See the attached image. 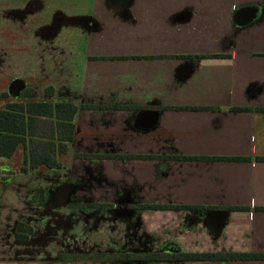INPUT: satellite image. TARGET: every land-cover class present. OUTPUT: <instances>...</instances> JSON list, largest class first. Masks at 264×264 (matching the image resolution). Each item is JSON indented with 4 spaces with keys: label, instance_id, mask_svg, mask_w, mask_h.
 <instances>
[{
    "label": "crops",
    "instance_id": "1",
    "mask_svg": "<svg viewBox=\"0 0 264 264\" xmlns=\"http://www.w3.org/2000/svg\"><path fill=\"white\" fill-rule=\"evenodd\" d=\"M0 37L17 91L53 86L41 100L78 106L61 166L1 185L38 262L54 248L78 264L162 246L264 253V0H0Z\"/></svg>",
    "mask_w": 264,
    "mask_h": 264
},
{
    "label": "trees",
    "instance_id": "2",
    "mask_svg": "<svg viewBox=\"0 0 264 264\" xmlns=\"http://www.w3.org/2000/svg\"><path fill=\"white\" fill-rule=\"evenodd\" d=\"M54 87L44 90V97L54 96ZM40 92L33 87H27L20 92L22 98H38ZM242 109V108H240ZM78 106L73 102L29 100L28 102H7L0 108V156L11 158L19 146L23 147V164L20 171L25 173L39 167H60L58 157L66 149L67 143L73 139L75 124L74 115ZM49 122L47 132L39 131L43 121ZM92 156V155H89ZM111 157V156H105ZM114 157V156H112ZM120 157V156H115ZM123 157V156H121ZM125 157V156H124ZM129 157V156H128ZM133 157V156H130ZM137 157V156H135ZM188 158V157H186ZM240 159V157H226ZM264 160V156L259 157ZM37 200L44 199V189L39 187L33 196ZM228 209H239V206H227ZM26 231V233H23ZM32 227L19 222L15 237L26 240ZM181 259H264V253H182Z\"/></svg>",
    "mask_w": 264,
    "mask_h": 264
},
{
    "label": "rangeland",
    "instance_id": "3",
    "mask_svg": "<svg viewBox=\"0 0 264 264\" xmlns=\"http://www.w3.org/2000/svg\"><path fill=\"white\" fill-rule=\"evenodd\" d=\"M51 3L48 4V8H54L50 5ZM47 12H49V10H47ZM38 19V18H37ZM1 39V37H0ZM1 41V40H0ZM52 41L49 42H45L46 45L50 44ZM14 66H13V58L8 56V57H3L0 56V108L4 107L7 102L10 101H15V102H28L29 100L26 98H22L20 96L15 97L14 94H12L9 91V87L11 86V82L13 80L14 75ZM28 76V75H27ZM40 79L42 81H44L43 77H40ZM35 85V86H34ZM28 87H33L39 90L40 92V96L39 98H37V100H41L43 99V95H44V84H41L39 86H37V84H28ZM35 99V98H32ZM36 100V99H35ZM49 130V122L47 121H43L41 123V127L39 129V131H41V134L44 132H47ZM18 150H16V154L15 157H11V158H2L0 157V249L5 246L6 251H4L3 256L4 261L3 264H43L42 262H38L37 259L40 257L38 256L36 253H32L31 249H33L34 245H30V246H25V245H20L17 244L15 242L14 236L12 235L11 237H9V232H11L12 229V234H13V228H14V223L12 225H10L7 223V215H11L14 217V221L16 220V217L22 216L24 215V210L22 209V205H19L18 202V198L16 197L14 199V201H16V205H15V209L14 210H9L6 207L7 205V200L10 199L11 196V189L7 190H3L1 188V185L3 183V181L5 180H12L14 178V175L17 174L19 176H21L18 173H23L20 171L23 159V147L19 146L17 148ZM83 157H87V155L83 156ZM20 165V168H19ZM19 168V169H18ZM58 168V167H57ZM30 170L27 171L26 175H28ZM29 176H26V178H28ZM36 180V179H35ZM38 180V179H37ZM34 182V178H32V180ZM39 186H42V184H40ZM43 187V186H42ZM35 195V194H34ZM32 195L29 199L30 202H34V201H38L36 198H34ZM10 201H12V198L10 199ZM10 211V212H8ZM56 221V219H54ZM34 222V221H33ZM35 223V222H34ZM16 225V224H15ZM57 230H55V232L53 233L54 236V243L51 244V246H53L52 248H54L55 241L58 239L57 236ZM55 244V245H54ZM53 251L55 252V248L53 249ZM52 251V260L47 258V264H78L76 263L77 261H75L76 259H63L61 261H59L58 259L55 258V253ZM11 254L8 256V254ZM86 254V253H85ZM89 255V254H86ZM75 256H79L81 257L82 254L81 253H77L75 254ZM94 255L91 254L88 257H93ZM85 257V256H84ZM10 259V260H9ZM19 259V260H17ZM16 260V261H15ZM15 261V262H13ZM50 261V262H49ZM70 261V262H68ZM75 262V263H73ZM178 264H184L179 262ZM186 264H194V263H187ZM198 264H202V262L198 263ZM207 264V263H206ZM216 264H227V263H216Z\"/></svg>",
    "mask_w": 264,
    "mask_h": 264
},
{
    "label": "flooded vegetation",
    "instance_id": "4",
    "mask_svg": "<svg viewBox=\"0 0 264 264\" xmlns=\"http://www.w3.org/2000/svg\"><path fill=\"white\" fill-rule=\"evenodd\" d=\"M15 86L16 85L12 83L11 86L9 87V91L12 94H14L15 97L20 96V92L23 89L27 88V87H24L22 90L17 91L15 89ZM15 92H18V93H15ZM39 187H41V186H39ZM39 187H38V189H39ZM60 191L61 190L59 189L58 191L53 192V194L51 196L53 200H55L56 198L59 197ZM119 208H120V206H119ZM19 222H17V224ZM21 222H23V221H21ZM17 224H16V227H15V230H14V233H13L14 239L18 240L20 242L21 241H28L30 236H31V234L34 232L33 226L25 223L26 225L32 227V232L28 233L29 235H28V238L26 240H20V239H17L15 237V231H16V228H17ZM23 233H26V231H24ZM181 254H182V252L180 253V251L175 250V248L172 247V246L171 247L162 246L161 248L155 249V250H153L151 248H144V249H142L140 251H137V250H125V251H120V252H116V253H106L105 254L106 258L105 259H101L99 257V258L90 259L88 261L115 260V261L124 262L125 264H162V263L163 264H166V263L178 264V262L181 260V257H180Z\"/></svg>",
    "mask_w": 264,
    "mask_h": 264
},
{
    "label": "water",
    "instance_id": "5",
    "mask_svg": "<svg viewBox=\"0 0 264 264\" xmlns=\"http://www.w3.org/2000/svg\"><path fill=\"white\" fill-rule=\"evenodd\" d=\"M15 93H17V92H15Z\"/></svg>",
    "mask_w": 264,
    "mask_h": 264
}]
</instances>
